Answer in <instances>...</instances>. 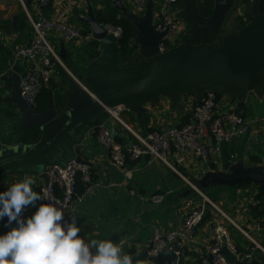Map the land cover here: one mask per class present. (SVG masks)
Segmentation results:
<instances>
[{
    "label": "crops",
    "instance_id": "obj_1",
    "mask_svg": "<svg viewBox=\"0 0 264 264\" xmlns=\"http://www.w3.org/2000/svg\"><path fill=\"white\" fill-rule=\"evenodd\" d=\"M120 1L129 8L126 0ZM152 1L155 4L156 0ZM248 6L245 0H234V5L224 20L221 35L235 32L257 18ZM90 8L94 16L96 12L104 9H113L116 17L121 16L114 8L113 0H75L69 13V21L78 26L82 33H88L90 29L79 17L85 16ZM177 8V11L181 8L179 1ZM12 16H17L15 25L10 20ZM180 26L181 38L187 26L185 23H181ZM30 38L31 26L23 9L20 8V3L17 0H0V71L6 70L14 61V49L28 44ZM50 39L58 52L63 42L67 52V60L63 62L65 67L54 64V75L50 81L56 90L55 92L52 90L55 104L60 106L62 96L67 92L66 83L71 78L70 73L85 84L84 80L91 69V62L100 53V44L96 40L88 43L80 40L74 42L66 39L59 31L52 32ZM131 44L134 47L132 56L127 59L120 58L121 61H129L137 54L139 47L132 39ZM21 70L17 63L9 78L0 83V149L35 142L28 141L32 136L29 130L19 129L21 117L14 104L4 100L11 88V75ZM217 100L220 109L235 112L237 100L224 95L217 96ZM181 102L182 108L172 106L167 96L158 97L142 104L144 112L140 118L126 106L122 111V117L139 132L153 129L164 132L169 126L179 125L190 119L195 102L194 96L183 94ZM12 112H15L16 116H12ZM238 114L246 125V130L227 141H208L211 151L208 163L193 157L186 150H180L183 160L176 165L178 170L205 192L228 218L227 220L214 208L207 206L206 213L193 230L192 236L185 239L182 256L186 264H194L202 254L210 239L215 220H221L227 225L240 258L248 256V264H264V226L258 224L259 217L264 212L261 204L264 193L261 188L255 183L233 187L211 185L201 188L198 183L206 170H224L225 166L236 161H242L247 165L264 162V94L260 98L251 91L247 103ZM103 115V120L109 119L105 110ZM17 121L18 124L15 125ZM113 123L122 135L120 139H133L129 132L119 124ZM98 128L99 126H94L87 132L81 131L79 141L75 142L71 151V155H79L89 163L92 187L90 193L83 195L84 184L81 180H76L74 187L76 198L67 216L71 214L78 216L81 235L85 238L110 237L116 242L123 240L124 251L136 256L155 229L165 232L181 225L186 212L183 202L192 195V190L177 172L155 158L127 160L125 168L130 174L126 175L124 168L112 164L108 153L98 141ZM225 128L228 129L229 126L225 124ZM44 170V164L29 169L8 170L2 175L0 190L30 175L35 180L34 190L39 192V186L45 181ZM156 195L163 196L162 201L154 202L152 197ZM2 224L3 222H0V225ZM242 231L247 233V236ZM163 260L164 257L157 259L160 264H163Z\"/></svg>",
    "mask_w": 264,
    "mask_h": 264
},
{
    "label": "water",
    "instance_id": "obj_2",
    "mask_svg": "<svg viewBox=\"0 0 264 264\" xmlns=\"http://www.w3.org/2000/svg\"><path fill=\"white\" fill-rule=\"evenodd\" d=\"M29 4L31 0H24ZM181 4L175 17L186 22L178 44L164 52L158 51L163 33L152 25L154 4L146 0L143 15H136L120 0L114 8L136 29L132 42L139 47L129 61H121L114 36L104 29L90 8L79 17L100 44V53L92 60L85 78L86 86L97 100L76 83L67 80L63 103L55 104L51 84L48 87V109L44 112L29 107L21 96L19 74L13 73L11 88L4 100L14 104L21 117L19 129L36 128L38 139L30 144H18L0 149V181L4 172L29 169L36 165H59L70 160L88 165L79 155H71L81 131L94 126L106 129L112 138H121L111 119L103 120L104 106L124 105L138 118L144 112L143 103L167 96L172 106L182 108L181 97L191 94L200 101L205 94L214 93L237 100L235 114L247 103L249 93L264 94V0H253L248 8L257 16L247 26L221 35L226 16L234 0H212L209 15L204 14L202 0H178ZM17 16L10 18L13 25ZM59 57L67 60L64 43ZM58 108L61 110L59 111ZM86 141V140H85ZM84 141V143H85ZM201 188L211 185L233 187L255 183L264 193V162L244 164L236 161L224 170H206L198 181ZM264 208V197L261 199ZM228 264H248L249 257L240 258L225 245L220 249ZM136 264H146V248L134 256ZM178 264H186L180 256Z\"/></svg>",
    "mask_w": 264,
    "mask_h": 264
},
{
    "label": "built area",
    "instance_id": "obj_3",
    "mask_svg": "<svg viewBox=\"0 0 264 264\" xmlns=\"http://www.w3.org/2000/svg\"><path fill=\"white\" fill-rule=\"evenodd\" d=\"M126 1L130 10L136 15H143L146 0ZM252 1L245 0V4H250ZM19 2L31 26V38L28 44L14 49V61L6 70L0 71V83L10 76L13 67L18 63L22 68L20 72H16L19 74L21 96L29 107L35 108L37 96L49 87L54 75V64L65 67L59 57L58 49L50 39V34L59 31L68 40L74 42L80 40L84 43L94 38L91 32L82 33L78 26L69 21V13L75 0H31L29 4L24 0ZM177 2L178 0H156L154 4L153 29L164 34L158 44L159 52H164L178 44L179 35L182 33L180 24L186 25L184 20L175 17ZM100 24L114 36L119 48L122 28L108 22H100ZM70 75L92 99L97 100L95 94L81 80L71 73ZM125 108L124 105L104 106L109 119L129 132L133 139L118 141L112 138L106 129L99 127L97 130V139L108 153L112 164L124 168L126 175H129L130 171L125 168L127 160L155 158L177 172L192 190V195L183 202L186 212L181 225L165 232L155 229L144 246L146 264H160L157 259L161 257H164L163 264H178L180 256L183 255L185 239L192 236L193 230L204 217L208 205L228 220L209 196L178 170L176 165L183 160L180 150H186L193 157L208 163L211 156L208 141L230 140L236 134L245 131L246 125L239 114H235L232 110L220 109L217 95L214 93L205 94L200 101L194 102L188 121L171 125L164 132L157 129L139 132L133 129L122 117ZM225 124L229 126L228 129L225 128ZM44 173L45 181L39 186V193L59 201L66 216L76 198L74 187L78 176L85 186L82 194L90 193L92 176L88 165L70 160L63 164L47 166ZM162 199L163 196L152 197L154 202H160ZM258 224L264 226V212L259 217ZM242 232L247 236V233ZM224 245L238 255L227 225L221 220H215L210 239L194 264H228L220 252ZM130 255L133 264H136L134 255Z\"/></svg>",
    "mask_w": 264,
    "mask_h": 264
},
{
    "label": "clouds",
    "instance_id": "obj_4",
    "mask_svg": "<svg viewBox=\"0 0 264 264\" xmlns=\"http://www.w3.org/2000/svg\"><path fill=\"white\" fill-rule=\"evenodd\" d=\"M34 184L29 175L0 190V264H133L123 240L85 238L78 216Z\"/></svg>",
    "mask_w": 264,
    "mask_h": 264
},
{
    "label": "trees",
    "instance_id": "obj_5",
    "mask_svg": "<svg viewBox=\"0 0 264 264\" xmlns=\"http://www.w3.org/2000/svg\"><path fill=\"white\" fill-rule=\"evenodd\" d=\"M212 0H202L200 2V6L204 12V14L209 15L212 8ZM98 22H108L111 24L119 25L122 28L121 37L119 39V48H118V55L122 59H127L132 56L134 47L131 45V39L136 35L135 27L125 18L123 17H116V13L113 9H104L102 11L96 12L95 15ZM90 31V30H89ZM98 52L95 53L97 55ZM94 55V54H91ZM9 78V76H7ZM6 77V78H7ZM52 90L55 92V86L51 84ZM220 96V95H217ZM64 96L61 98V104L63 103ZM48 92L47 88L42 90V92L37 96L36 99V109L44 112L48 109ZM12 116H16L15 112H12ZM18 124V121L15 122V125ZM29 133L32 134L31 138L28 141H36L37 137L39 136V131L36 128L29 129ZM27 140V139H26ZM118 141H122V139L117 138ZM77 180H80V177H77ZM83 183V182H82ZM84 184V183H83ZM85 188V186H84ZM83 188V191H84ZM263 213V212H262Z\"/></svg>",
    "mask_w": 264,
    "mask_h": 264
},
{
    "label": "rangeland",
    "instance_id": "obj_6",
    "mask_svg": "<svg viewBox=\"0 0 264 264\" xmlns=\"http://www.w3.org/2000/svg\"><path fill=\"white\" fill-rule=\"evenodd\" d=\"M17 2H19V0H17ZM20 3V2H19ZM20 8H22L21 4H20Z\"/></svg>",
    "mask_w": 264,
    "mask_h": 264
}]
</instances>
